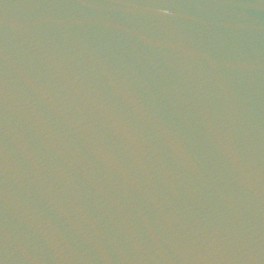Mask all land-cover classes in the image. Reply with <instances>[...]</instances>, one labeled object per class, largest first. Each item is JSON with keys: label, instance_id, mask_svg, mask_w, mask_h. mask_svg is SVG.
<instances>
[{"label": "water", "instance_id": "water-1", "mask_svg": "<svg viewBox=\"0 0 264 264\" xmlns=\"http://www.w3.org/2000/svg\"><path fill=\"white\" fill-rule=\"evenodd\" d=\"M0 264H264V0H0Z\"/></svg>", "mask_w": 264, "mask_h": 264}]
</instances>
